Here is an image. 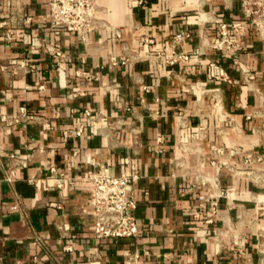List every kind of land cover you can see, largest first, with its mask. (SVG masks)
Returning a JSON list of instances; mask_svg holds the SVG:
<instances>
[{"label":"crops","instance_id":"0c3cea01","mask_svg":"<svg viewBox=\"0 0 264 264\" xmlns=\"http://www.w3.org/2000/svg\"><path fill=\"white\" fill-rule=\"evenodd\" d=\"M49 1L0 0L18 34L0 25V264H264V33L247 1L95 0L83 38L49 29ZM101 171L138 176L134 237L95 236Z\"/></svg>","mask_w":264,"mask_h":264},{"label":"built area","instance_id":"2783aa9c","mask_svg":"<svg viewBox=\"0 0 264 264\" xmlns=\"http://www.w3.org/2000/svg\"><path fill=\"white\" fill-rule=\"evenodd\" d=\"M244 5L247 16H251L252 22L257 29L264 33V0H246ZM49 12V29L53 31H71L78 36L84 37L86 31L94 26L95 0H50ZM3 27V39L5 41L16 40L18 34L7 26L5 20L0 22ZM234 29H238L239 23L230 25ZM187 33H179L172 39V46L179 43ZM117 36L118 35L117 33ZM32 44L36 45L31 41ZM217 48L223 51L230 52L236 47L228 34L225 24L220 25V39L215 44ZM49 53L62 61L66 58L65 54L57 47L47 46ZM158 58V54L149 53ZM182 55L175 53L165 59L166 62H173ZM124 61L111 59V64L116 65ZM10 67H25L27 71H32L31 67L26 66L22 59L12 61ZM59 69V67H57ZM248 79L252 78L251 74L247 75ZM40 83L36 86L38 90L43 88ZM24 112V110H22ZM89 115L90 111L86 110ZM81 129L74 131L75 134H80ZM64 136L70 135L69 131H63ZM86 179L92 184V201H93V230L98 239L106 238H123L134 237L138 231V225L135 216L137 203L135 200L134 187L137 183L138 176L134 173H121L118 176H113L101 171L100 173L88 174ZM4 180L8 183L14 181V171L9 169L5 173ZM63 179L58 178L55 186L61 187ZM211 213H216V201H210ZM135 255V254H134Z\"/></svg>","mask_w":264,"mask_h":264}]
</instances>
